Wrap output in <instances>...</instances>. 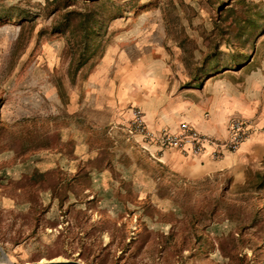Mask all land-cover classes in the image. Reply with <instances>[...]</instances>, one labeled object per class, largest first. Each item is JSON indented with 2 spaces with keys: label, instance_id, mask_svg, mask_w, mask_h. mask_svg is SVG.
Segmentation results:
<instances>
[{
  "label": "rangeland",
  "instance_id": "rangeland-1",
  "mask_svg": "<svg viewBox=\"0 0 264 264\" xmlns=\"http://www.w3.org/2000/svg\"><path fill=\"white\" fill-rule=\"evenodd\" d=\"M60 1L0 0V264H264V173L160 162L115 96L264 58V0ZM95 1L82 52L59 13Z\"/></svg>",
  "mask_w": 264,
  "mask_h": 264
},
{
  "label": "crops",
  "instance_id": "crops-1",
  "mask_svg": "<svg viewBox=\"0 0 264 264\" xmlns=\"http://www.w3.org/2000/svg\"><path fill=\"white\" fill-rule=\"evenodd\" d=\"M164 77L146 71L115 89L116 101L125 108L127 118L135 106L143 112L145 126L154 134L162 129L176 131L186 121L218 139L227 136L226 122L233 114L255 117L262 128L239 149L224 150L217 159L210 157L211 145H206L198 156L185 157L173 148L160 149L139 134L160 162L195 175L224 172L241 182L250 170L264 173V58L251 57L234 68L214 71L201 78L199 85L175 88Z\"/></svg>",
  "mask_w": 264,
  "mask_h": 264
},
{
  "label": "built area",
  "instance_id": "built-area-1",
  "mask_svg": "<svg viewBox=\"0 0 264 264\" xmlns=\"http://www.w3.org/2000/svg\"><path fill=\"white\" fill-rule=\"evenodd\" d=\"M131 129L153 142L160 149L173 148L185 157H195L204 151L206 145H211L210 157L219 158L224 150L236 151L240 145L257 133L262 126L255 117L240 114L230 115L226 122L227 136L222 139L203 134L188 122H181L176 131L162 129L158 134L148 130L143 120V112L132 108Z\"/></svg>",
  "mask_w": 264,
  "mask_h": 264
},
{
  "label": "trees",
  "instance_id": "trees-1",
  "mask_svg": "<svg viewBox=\"0 0 264 264\" xmlns=\"http://www.w3.org/2000/svg\"><path fill=\"white\" fill-rule=\"evenodd\" d=\"M55 3L53 10L56 12L60 10V0H46L44 8H47L51 3ZM100 5L99 1L93 2L91 5L86 4L83 8V11H77L75 9H65L61 18L64 19V23L60 27L64 32L70 33L72 37H76L74 44L81 49L82 52L91 48L89 35L94 31L93 21L95 20V10L96 7ZM76 13L77 15H75ZM80 53L79 56H82L83 53ZM74 67V63H69L68 70L71 72Z\"/></svg>",
  "mask_w": 264,
  "mask_h": 264
},
{
  "label": "water",
  "instance_id": "water-1",
  "mask_svg": "<svg viewBox=\"0 0 264 264\" xmlns=\"http://www.w3.org/2000/svg\"><path fill=\"white\" fill-rule=\"evenodd\" d=\"M2 255L6 256L2 251ZM13 264V263H9ZM21 264H84L78 260H70V259H57V260H48V261H38L34 263H21Z\"/></svg>",
  "mask_w": 264,
  "mask_h": 264
},
{
  "label": "bare ground",
  "instance_id": "bare-ground-1",
  "mask_svg": "<svg viewBox=\"0 0 264 264\" xmlns=\"http://www.w3.org/2000/svg\"><path fill=\"white\" fill-rule=\"evenodd\" d=\"M3 257L6 258V256H3ZM1 264H9V261H5V263L2 262Z\"/></svg>",
  "mask_w": 264,
  "mask_h": 264
}]
</instances>
